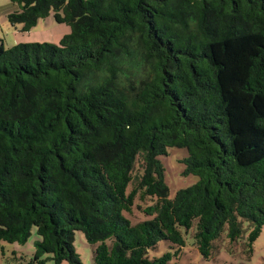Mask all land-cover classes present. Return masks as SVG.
Segmentation results:
<instances>
[{
  "label": "trees",
  "instance_id": "16d2710c",
  "mask_svg": "<svg viewBox=\"0 0 264 264\" xmlns=\"http://www.w3.org/2000/svg\"><path fill=\"white\" fill-rule=\"evenodd\" d=\"M26 32L49 13L58 44L0 38V240L17 264H178L225 233L248 254L264 226V0H9ZM184 148L198 181L168 196L161 157ZM150 218L131 224L123 212ZM151 201L152 203H147ZM247 227L243 226V222ZM161 240L169 251L149 258Z\"/></svg>",
  "mask_w": 264,
  "mask_h": 264
},
{
  "label": "rangeland",
  "instance_id": "374dc122",
  "mask_svg": "<svg viewBox=\"0 0 264 264\" xmlns=\"http://www.w3.org/2000/svg\"><path fill=\"white\" fill-rule=\"evenodd\" d=\"M16 5L9 0H0V38L5 48H11L16 43H36L49 42L58 44L61 37L69 32V26L65 23H57L53 13H49L46 18L38 20L31 30L22 32L9 23L7 16L16 9ZM187 156V150L184 148L169 147L167 155L162 156V164L165 168L164 180L168 186V196L173 198L177 191L187 188L198 181V176L193 174L184 175V164L181 162ZM147 203H152L148 201ZM140 204L146 203L136 200L131 211L123 212V216L131 223L148 220L150 217L145 215L137 208ZM246 228L247 223L244 221ZM230 242L225 233L216 241V250L209 259L203 258L197 248L193 245L191 235L186 237V244L179 253L178 264H264V226L260 235L253 243L252 253L248 254V247L245 246V237ZM37 235L35 228H32L31 235L24 244L10 243L0 240V264H17V258L23 257L29 260L34 252V241ZM73 246L75 252L79 255L82 264H92L93 252L96 244H90L86 241L84 234L80 231L75 232ZM169 246L166 241L161 240L154 249L148 251V257H160L168 252ZM46 261L44 264H54L49 255H44ZM60 264H68L63 261Z\"/></svg>",
  "mask_w": 264,
  "mask_h": 264
},
{
  "label": "crops",
  "instance_id": "0c3cea01",
  "mask_svg": "<svg viewBox=\"0 0 264 264\" xmlns=\"http://www.w3.org/2000/svg\"><path fill=\"white\" fill-rule=\"evenodd\" d=\"M19 43V42H18Z\"/></svg>",
  "mask_w": 264,
  "mask_h": 264
}]
</instances>
